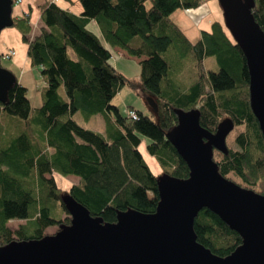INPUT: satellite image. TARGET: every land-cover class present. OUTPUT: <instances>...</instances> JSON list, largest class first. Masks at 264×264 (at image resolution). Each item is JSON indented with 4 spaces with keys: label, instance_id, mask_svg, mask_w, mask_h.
<instances>
[{
    "label": "trees",
    "instance_id": "trees-1",
    "mask_svg": "<svg viewBox=\"0 0 264 264\" xmlns=\"http://www.w3.org/2000/svg\"><path fill=\"white\" fill-rule=\"evenodd\" d=\"M204 1L78 0L82 11L75 13L48 0L34 32L31 12L13 14L27 57L46 85L37 108L19 80L7 101H0V247L41 238L50 226L59 230L70 224L62 199L66 192L104 222H115L121 211L130 209L154 212L160 200L159 175L190 174L166 135L177 123V109L199 108L201 124L213 132L222 120H233L236 132L228 152L214 150L219 171L264 194V136L251 108L244 52L224 19L212 20L192 40L172 18L176 11ZM253 14L264 29V0H255ZM90 20L97 22L108 46L88 28ZM109 46L140 58L141 86L155 104L151 115L130 106L137 112L132 118L112 103L123 85L134 82L115 67ZM208 58H214L217 70L207 66ZM77 112L85 119L104 115L107 129L81 125ZM144 136L150 139L146 144ZM145 150L160 173L151 168ZM54 173L78 180L64 190ZM12 219L25 221L13 230ZM194 229L197 240L221 256L231 254L243 240L206 207Z\"/></svg>",
    "mask_w": 264,
    "mask_h": 264
},
{
    "label": "water",
    "instance_id": "water-1",
    "mask_svg": "<svg viewBox=\"0 0 264 264\" xmlns=\"http://www.w3.org/2000/svg\"><path fill=\"white\" fill-rule=\"evenodd\" d=\"M219 2L225 25L244 52L251 108L264 136V29L253 14L255 0ZM13 23V0H0V34ZM17 81L0 53L1 102ZM177 115L166 135L190 174L159 175L154 212L130 209L121 211L117 221L104 222L66 192L62 199L71 223L41 238L1 246L0 264H264V194L225 177L214 159L215 149L228 152L233 120H222L213 132L201 124L199 108L177 109ZM205 207L241 235L242 243L231 254L218 255L197 240L194 223Z\"/></svg>",
    "mask_w": 264,
    "mask_h": 264
},
{
    "label": "rangeland",
    "instance_id": "rangeland-1",
    "mask_svg": "<svg viewBox=\"0 0 264 264\" xmlns=\"http://www.w3.org/2000/svg\"><path fill=\"white\" fill-rule=\"evenodd\" d=\"M44 0H21V2L16 3L14 5V10H19V8L23 6H27L29 9V4L31 2L32 6V13L37 14L39 8L41 10L40 4ZM57 1V0H56ZM78 2V0H61V4L70 7L71 9L75 10L76 5L75 3ZM216 4V9H213L207 17L208 19L211 18L212 20H223L224 15H223V10L220 5L219 0H213ZM210 2V3H212ZM42 6V5H41ZM186 12L184 9H180L173 13L172 18L174 21H176L185 31V33L192 39L196 40L200 35H201V29L207 27L208 25H205L203 22L201 24H196L195 22L190 21L191 18L186 16ZM89 21L88 25L89 28L92 30V32H95V24ZM210 24V23H209ZM209 28V27H207ZM110 47V46H109ZM0 49H1V63L4 67L8 69H12L11 63L12 62H18V59H21L19 63H16L15 69L12 71L20 78L21 75H27V79H25L23 83L27 88H28V96L31 101V105L33 108H37L41 106L42 104V99H43V88L46 85L45 80L42 78V75L40 73V69L32 64L27 65V53H26V45L21 39L20 32L18 31V28L14 25L5 27L0 34ZM9 49H14L16 53L12 56H7V52ZM69 52L71 55H74V51L72 48L69 47ZM113 53V56L116 54L117 58H121L122 61H125L128 63L126 68V72L128 74L127 77H129L133 82L134 85L131 86L129 84L123 85L120 89L117 95L114 97L112 103L116 106L119 107L121 111H124L131 105L138 107L139 109L143 110L146 114L151 115L153 113V105L144 93L142 86H141V65L138 62L137 59L133 60L132 58H128L127 55L122 56L118 51L111 50ZM75 56V55H74ZM130 59V60H128ZM30 61V60H29ZM31 63V62H30ZM207 66L211 69L217 70L218 69V64L214 60V58H208L207 59ZM60 91L62 92L63 95L66 96L65 89L61 87ZM15 117L9 116V119H14ZM75 119L83 126L87 128H92V129H97V130H106L108 127L107 120L104 115L102 114H97L92 116L89 119H85L80 112H77L75 114ZM236 130H232L228 136H227V144L232 145V139L233 135L235 134ZM150 141L148 137L144 136V144L146 142ZM229 146V145H228ZM146 158L149 161L151 168L153 171L156 173L161 172V168L157 164L156 160L150 156L149 154L146 153ZM155 163V164H154ZM54 176L56 178V181L58 185L63 188L64 190H68L69 186L71 185L72 182L76 180V177L73 175L69 176H61L57 173H54ZM25 220L23 219H12L9 221V226L13 230H17L19 228L20 223H23ZM58 229V226H50L45 229L46 233H55Z\"/></svg>",
    "mask_w": 264,
    "mask_h": 264
},
{
    "label": "crops",
    "instance_id": "crops-1",
    "mask_svg": "<svg viewBox=\"0 0 264 264\" xmlns=\"http://www.w3.org/2000/svg\"><path fill=\"white\" fill-rule=\"evenodd\" d=\"M46 1H48V0H44V1H40L41 2V4H40V6L39 7H42L41 5H43ZM213 0H205L204 1V3L201 5V6H199V7H197V8H189V9H184L185 10V12H186V16H188V17H190L191 18V20L190 21H192V22H195L196 24H201L202 22L205 24V25H208L207 27H209L210 26V24L209 23H211V21H212V19L211 18H207V17H209V15H210V13H211V11L213 10V9H216L217 7H216V4L214 3V2H212ZM57 2L58 3H60L61 2V0H57ZM76 2V1H75ZM210 2H212V3H210ZM60 5L61 6H63V7H67V6H65V5H63V4H61L60 3ZM75 5H76V9L75 10H73V9H71L70 8V10H72L73 12H75V13H80L81 11H82V6H81V4L80 3H75ZM29 7H30V9L27 7V6H23V7H21V8H19V10H16V12H15V10L13 9V14H14V16L15 17H21V16H23L24 15V13L25 12H31V22H32V25H33V32L39 27V24H40V20H41V10H40V8H39V10H38V12H37V14L35 13V14H33L32 13V11H33V9H32V6H31V2H30V4H29ZM92 23H94L95 24V26H96V28H95V34L99 37V39L105 44V45H107L108 46V44H107V42H106V40H105V38H104V35H103V33L101 32V29H100V27L98 26V24H97V22L95 21V20H92L91 21V24ZM207 27H205V29H207ZM88 28H89V25H88ZM90 29V28H89ZM203 29V28H202ZM91 30V29H90ZM92 31V30H91ZM110 49L111 50H115V51H118V53H122L121 55L122 56H125V55H127L128 56V58H132L133 60H135V59H137L138 60V62L140 61V58L139 57H137V56H131V55H129L124 49H122L121 47H118V46H116V47H110ZM116 55V54H115ZM27 56V55H26ZM72 56H74V55H72ZM27 58V65L28 64H31L30 63V61H29V58L28 57H26ZM128 60H130V59H128ZM21 61V59H18V62H12L10 65H11V67H12V69L11 70H13V69H15V67H16V63H19ZM113 61V60H112ZM113 64L115 65V67L120 71V72H122L123 74H125V75H127L128 76V74H127V72H126V68L125 67H127V65H128V63L126 62V60L125 61H122V59L119 57V58H117L115 61H113ZM18 66V65H17ZM18 77V76H17ZM28 77H27V75H21L20 76V78H18V80L19 81H21V82H23L25 79H27ZM131 106H133V105H131ZM135 107V106H134ZM136 108H138V107H136ZM97 130V129H96ZM98 131H102V132H105V130H98ZM74 176V175H73ZM76 177V180L75 181H77L78 180V177L77 176H75Z\"/></svg>",
    "mask_w": 264,
    "mask_h": 264
},
{
    "label": "built area",
    "instance_id": "built-area-1",
    "mask_svg": "<svg viewBox=\"0 0 264 264\" xmlns=\"http://www.w3.org/2000/svg\"><path fill=\"white\" fill-rule=\"evenodd\" d=\"M54 1H56V0H54ZM19 2H21V0H15V4L19 3ZM15 53H16V51L14 49H9V51L6 54H7V56L10 57V56L14 55ZM117 54H119V53H117ZM120 54H122V53H120ZM111 58L113 61H115L117 59V55L113 56V53H112ZM125 111L128 112L132 118H137V112L134 109L128 107L127 109H125Z\"/></svg>",
    "mask_w": 264,
    "mask_h": 264
},
{
    "label": "bare ground",
    "instance_id": "bare-ground-1",
    "mask_svg": "<svg viewBox=\"0 0 264 264\" xmlns=\"http://www.w3.org/2000/svg\"><path fill=\"white\" fill-rule=\"evenodd\" d=\"M1 51V50H0ZM149 163V162H148ZM151 164V163H150ZM155 164V163H154Z\"/></svg>",
    "mask_w": 264,
    "mask_h": 264
}]
</instances>
